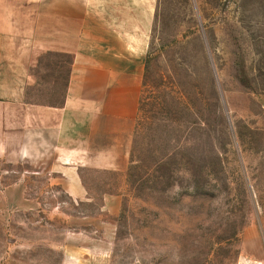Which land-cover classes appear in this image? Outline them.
Returning <instances> with one entry per match:
<instances>
[{
    "label": "rangeland",
    "instance_id": "rangeland-1",
    "mask_svg": "<svg viewBox=\"0 0 264 264\" xmlns=\"http://www.w3.org/2000/svg\"><path fill=\"white\" fill-rule=\"evenodd\" d=\"M51 169L0 160V264H264V0H160L126 170Z\"/></svg>",
    "mask_w": 264,
    "mask_h": 264
},
{
    "label": "crops",
    "instance_id": "crops-1",
    "mask_svg": "<svg viewBox=\"0 0 264 264\" xmlns=\"http://www.w3.org/2000/svg\"><path fill=\"white\" fill-rule=\"evenodd\" d=\"M159 3L0 0V160L52 167L75 200L83 170H126Z\"/></svg>",
    "mask_w": 264,
    "mask_h": 264
}]
</instances>
